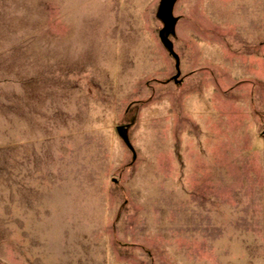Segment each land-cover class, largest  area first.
<instances>
[{
  "label": "rangeland",
  "instance_id": "rangeland-1",
  "mask_svg": "<svg viewBox=\"0 0 264 264\" xmlns=\"http://www.w3.org/2000/svg\"><path fill=\"white\" fill-rule=\"evenodd\" d=\"M159 1L0 0V264H264V0H177L175 80Z\"/></svg>",
  "mask_w": 264,
  "mask_h": 264
},
{
  "label": "water",
  "instance_id": "water-1",
  "mask_svg": "<svg viewBox=\"0 0 264 264\" xmlns=\"http://www.w3.org/2000/svg\"><path fill=\"white\" fill-rule=\"evenodd\" d=\"M177 0H160L159 1V9H158V15L161 17L164 21V24L162 28L158 32V37L160 41L165 45L168 52L174 57L175 59V68H176V74L173 76V80H175L179 74V57L176 54V52L173 49V42L168 38L167 34L174 28V25L176 24L177 17L173 14V8ZM117 133L120 136V138L124 141L126 146L132 150V146L128 140V137L126 135V132L124 130L123 126L117 127ZM264 133V129H263ZM134 155V154H133Z\"/></svg>",
  "mask_w": 264,
  "mask_h": 264
}]
</instances>
